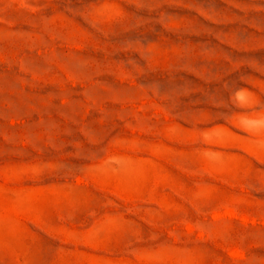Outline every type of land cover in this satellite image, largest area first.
<instances>
[{"label": "rangeland", "instance_id": "rangeland-1", "mask_svg": "<svg viewBox=\"0 0 264 264\" xmlns=\"http://www.w3.org/2000/svg\"><path fill=\"white\" fill-rule=\"evenodd\" d=\"M0 264H264V0H0Z\"/></svg>", "mask_w": 264, "mask_h": 264}, {"label": "clouds", "instance_id": "clouds-1", "mask_svg": "<svg viewBox=\"0 0 264 264\" xmlns=\"http://www.w3.org/2000/svg\"><path fill=\"white\" fill-rule=\"evenodd\" d=\"M243 90H237V93L236 95L239 97L240 93L242 92Z\"/></svg>", "mask_w": 264, "mask_h": 264}]
</instances>
